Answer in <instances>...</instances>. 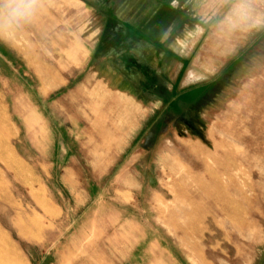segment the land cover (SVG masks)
I'll return each mask as SVG.
<instances>
[{
    "label": "rangeland",
    "instance_id": "obj_1",
    "mask_svg": "<svg viewBox=\"0 0 264 264\" xmlns=\"http://www.w3.org/2000/svg\"><path fill=\"white\" fill-rule=\"evenodd\" d=\"M0 108L20 264H264V0L0 2Z\"/></svg>",
    "mask_w": 264,
    "mask_h": 264
},
{
    "label": "bare ground",
    "instance_id": "obj_2",
    "mask_svg": "<svg viewBox=\"0 0 264 264\" xmlns=\"http://www.w3.org/2000/svg\"><path fill=\"white\" fill-rule=\"evenodd\" d=\"M5 112L4 110H2L1 112V116H0V136H1V140L3 141V145H4V149H6L5 151L8 154V158H9V162L10 165L14 168H16L17 170L24 172L25 168L24 166L18 161V159L16 158L15 154L12 152V150L10 149V145H9V140L11 137V130L9 129L8 125H7V119L5 117ZM9 123V122H8ZM4 154V153H3ZM2 155V154H0ZM4 157V156H2ZM10 171V170H9ZM26 172V171H25ZM23 174V173H22ZM27 174V173H26ZM23 176V175H22ZM25 176V175H24ZM16 177V176H15ZM18 177V176H17ZM16 177V178H17ZM24 178V177H23ZM20 179V178H19ZM35 195V194H34ZM4 198H6L7 194L6 192H4ZM33 196V195H32ZM42 197V196H41ZM45 200V198L42 197V200ZM44 202V201H43ZM37 203V202H36ZM44 205V204H43ZM42 207V206H41ZM32 224V223H31ZM35 225V224H32ZM10 261L11 263L14 264H20V258L19 255L17 253V251L12 247V245L10 244L9 239L3 235V233H0V262L1 263H6Z\"/></svg>",
    "mask_w": 264,
    "mask_h": 264
},
{
    "label": "clouds",
    "instance_id": "obj_3",
    "mask_svg": "<svg viewBox=\"0 0 264 264\" xmlns=\"http://www.w3.org/2000/svg\"><path fill=\"white\" fill-rule=\"evenodd\" d=\"M0 2H3L4 9L14 19L28 16L33 7V0H0Z\"/></svg>",
    "mask_w": 264,
    "mask_h": 264
},
{
    "label": "crops",
    "instance_id": "obj_4",
    "mask_svg": "<svg viewBox=\"0 0 264 264\" xmlns=\"http://www.w3.org/2000/svg\"><path fill=\"white\" fill-rule=\"evenodd\" d=\"M0 110H2V109L0 108Z\"/></svg>",
    "mask_w": 264,
    "mask_h": 264
}]
</instances>
